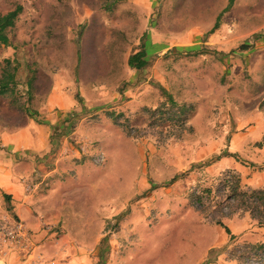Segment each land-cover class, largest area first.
<instances>
[{"label": "rangeland", "instance_id": "rangeland-1", "mask_svg": "<svg viewBox=\"0 0 264 264\" xmlns=\"http://www.w3.org/2000/svg\"><path fill=\"white\" fill-rule=\"evenodd\" d=\"M229 2L0 0V150L49 137L16 157L36 226L8 211L34 246L1 259L264 264V0Z\"/></svg>", "mask_w": 264, "mask_h": 264}, {"label": "crops", "instance_id": "crops-1", "mask_svg": "<svg viewBox=\"0 0 264 264\" xmlns=\"http://www.w3.org/2000/svg\"><path fill=\"white\" fill-rule=\"evenodd\" d=\"M46 138L47 139L41 137L37 139L30 137L27 143H24L20 138L16 137L11 140V142H15L13 144L18 151L11 150L8 152L0 150V215L6 216L11 212L14 216H18L25 220L31 227L36 226V221L27 205V202H31V200L29 199V196L25 194V187L22 183L27 174L26 171H24L26 164L22 161L17 162L16 157L24 156V153L26 152L19 151L26 146L35 148L47 147L49 137ZM41 141L43 143H41ZM12 258L13 257L0 258V264H13Z\"/></svg>", "mask_w": 264, "mask_h": 264}, {"label": "trees", "instance_id": "trees-1", "mask_svg": "<svg viewBox=\"0 0 264 264\" xmlns=\"http://www.w3.org/2000/svg\"><path fill=\"white\" fill-rule=\"evenodd\" d=\"M233 4V0H230L228 6L225 10H228ZM22 7L18 5L14 10H11L5 14H0V45H8L9 37L7 34V30L15 25L18 15L20 14ZM221 14L218 16L216 23L212 30H215L219 27ZM211 30V31H212ZM144 54L136 53L129 58V65L132 67L142 68L147 64V60L144 58ZM17 74V66L13 64L11 59H5L4 65L2 67V74L0 76V94H7L13 87L17 84L16 81ZM226 184H230L228 180H226ZM238 181L235 184L229 186L228 190L232 192H236L238 189ZM211 189L204 190L203 194L198 196V198H202L206 193H210ZM222 226L226 228V231L230 233V229L223 225L221 221H218Z\"/></svg>", "mask_w": 264, "mask_h": 264}, {"label": "built area", "instance_id": "built-area-1", "mask_svg": "<svg viewBox=\"0 0 264 264\" xmlns=\"http://www.w3.org/2000/svg\"><path fill=\"white\" fill-rule=\"evenodd\" d=\"M98 158V161L102 160ZM34 246V236L27 225L12 216L0 217V251L6 249H21L29 251Z\"/></svg>", "mask_w": 264, "mask_h": 264}]
</instances>
